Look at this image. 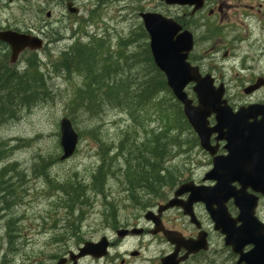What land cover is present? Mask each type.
<instances>
[{
    "label": "rangeland",
    "instance_id": "obj_1",
    "mask_svg": "<svg viewBox=\"0 0 264 264\" xmlns=\"http://www.w3.org/2000/svg\"><path fill=\"white\" fill-rule=\"evenodd\" d=\"M66 2H72L73 7L79 9L80 15L68 13ZM155 6V13L170 18L182 17L187 13L186 10L160 5L154 0H105L101 3L98 0H30L26 3L20 0H0V30L32 33L41 37L45 45L37 54L42 63H47V54L55 60L59 53L65 51L64 48L79 38L83 43H87L93 36L102 38L110 44L111 50H115L119 40L128 39L141 26L138 14L143 12V8L148 10ZM46 13H50V16L47 17ZM263 13L264 7L259 14L253 11L248 18L244 15L229 16L225 20L227 23L224 22L214 35L217 36L215 45L203 42L204 30L197 35L195 55L203 57V54L208 53L201 60L200 68L204 69L203 72L208 67H212L210 72H221L228 89V104L234 110L241 105L264 100V90L251 98L238 95L241 84L251 77L264 76V57L258 60L259 53L264 52V41L260 40L261 25H264ZM182 22L189 30L187 20L183 19ZM248 31L252 33V37L246 41L244 39ZM252 44L259 49L251 46ZM3 45H0V50ZM219 45L220 51L212 53L214 51H211V47L219 49ZM225 50L231 51L233 55L229 53L224 57ZM246 56L253 57L254 61L245 63L242 70L241 60ZM22 60L23 57H19L20 68L24 66ZM48 70L52 99L47 103H39L30 111H22L17 120L0 127V145L9 149L7 158L0 162V171L10 164H16L15 171L4 177L13 193L6 199L8 205L0 203V264H48L46 258L56 254V248L61 247V240L67 238L66 247L75 249L76 245L68 239L74 236L73 233L69 234V227L81 224L79 232L82 240H96L103 235H111L112 229L107 227L108 222L113 226L119 222L141 219L145 214V209L135 206L127 197L122 177L126 166L123 157L122 160H111L108 165L111 176L106 181L103 194L95 193L88 185L91 175L101 165V151L108 149V155H114L112 147L119 144L125 130L130 128V137L144 136L145 129H153L158 121L150 124L145 122L142 127L136 119L137 128L134 130L128 115L122 111L106 109L100 118L94 119L81 114L75 119L74 125L76 132L81 133L76 152L70 159L59 161V122L66 117L65 104L82 81L74 75H64L63 78L55 76L51 68ZM137 72L132 71L131 74ZM185 91L194 98L191 86ZM41 161L48 180L36 171L40 169ZM168 164L182 168V182L192 180L197 183L201 182L203 174L210 169V158L197 148L187 154L177 155ZM17 173L23 175L19 176ZM68 180L81 181L86 185L89 207L64 209L61 205L64 196L61 191H55L52 185L63 184ZM172 191L167 190L169 196ZM147 198L144 197V200ZM198 211L206 214L202 206H198ZM258 214L264 217V202L260 204ZM79 216L81 220H78ZM171 217L182 219L176 211H171L168 216L166 214L167 219ZM205 226L210 229L212 227L208 217L205 218ZM211 232V246L207 253L209 264H235L236 258L224 246L222 237L212 230ZM55 238L58 241L62 238L57 245L52 244ZM157 248L159 247H155ZM149 254L150 252L147 253Z\"/></svg>",
    "mask_w": 264,
    "mask_h": 264
},
{
    "label": "trees",
    "instance_id": "obj_2",
    "mask_svg": "<svg viewBox=\"0 0 264 264\" xmlns=\"http://www.w3.org/2000/svg\"><path fill=\"white\" fill-rule=\"evenodd\" d=\"M21 1L30 2V0ZM178 21L182 23L180 19ZM146 39L145 31L142 26H139L127 40H119L115 50H111L110 45L104 39L103 41L96 37H90L87 43L75 40L71 44V48L62 51V54L59 53L55 61L47 54L52 63L49 61L41 63L37 53L28 52L23 55V71H19V68H16L17 65L13 66L6 62L8 61V51L3 45V53H0V127L10 121L17 120L22 111H30L40 105L39 103H47L49 99H52L49 87L51 78L48 72L50 67L55 76L60 75L63 78L74 75L82 81L81 86L76 87L65 104L66 117L70 119L73 126L77 116L84 114L91 119L100 118L106 109L126 113L134 130L137 128L135 126L136 119L142 127L145 122L150 124L158 121L153 129H145L144 136L130 137V128L125 130L115 148L114 155H108V149L100 152L101 165L91 175V182L88 185L90 190L103 194L106 181L111 176L108 165L111 160L116 161L115 158L120 156V159L122 160L123 157L126 162L125 169L123 167V182L134 205L144 209L152 201L164 200L168 194L167 190H172L181 183L180 178L183 174L182 168L168 163L177 155L194 151L199 147V144L182 114L180 104L175 101L168 90L164 76L154 66L148 44L145 42ZM104 42L105 44H103ZM91 43L92 45H90ZM107 50L108 52H106ZM4 60L7 65H4ZM60 60L61 62H59ZM63 64L64 66H62ZM3 65L4 67L1 68ZM136 70L137 73L131 74ZM35 74L37 77L33 78L36 79L29 77ZM1 75L4 76V79ZM26 76L28 77L26 78ZM38 77L39 79H37ZM40 79L42 80L39 81ZM39 82L41 83L39 84ZM80 135L81 133H79ZM8 152L9 149L5 145H0V160L2 159L0 162L7 158ZM42 163L43 161L39 164L40 169L36 171L47 179L48 176L42 169ZM15 165L11 164L3 170L1 169L0 172V203L5 205H8L6 199L12 195L13 191H11V185L10 187L6 185L8 184L7 180L5 181L3 177L15 171ZM17 174L23 175L22 173ZM52 188L55 191H61L64 196L62 204L68 210H73L76 205L90 206L86 185L81 181L68 180L63 184H54ZM145 195L148 197L146 200L142 199ZM78 220H81V216L78 217Z\"/></svg>",
    "mask_w": 264,
    "mask_h": 264
},
{
    "label": "water",
    "instance_id": "obj_3",
    "mask_svg": "<svg viewBox=\"0 0 264 264\" xmlns=\"http://www.w3.org/2000/svg\"><path fill=\"white\" fill-rule=\"evenodd\" d=\"M162 1L166 5L194 6L197 10L203 0ZM66 8L70 13H78L71 3ZM139 15L148 35L154 65L164 75L167 87L181 104L183 115L197 136L200 148L212 156V169L204 175L203 181H213L214 185L195 186L192 182L181 184L174 191L173 197L165 205L159 206L157 213L180 207L184 215L189 216L194 223L193 205L202 203L214 230L224 236L225 246L230 247L232 253L238 256L237 264H264V225L255 216L258 203L256 194L264 196V105L251 104L233 111L223 99V85L215 87L210 75L201 76L198 68L187 61L193 48L191 33L182 30L173 19L160 14ZM0 41L9 46L11 63L16 62L25 49L38 51L43 46L39 37L14 31H0ZM189 84H194L192 92L196 104L184 91ZM257 87L252 86L244 92L249 94ZM211 117L215 121L213 126H209ZM59 130L62 149L59 159L63 161L74 154L78 135L67 118L60 121ZM213 135L217 143L225 142L223 149L227 155L215 156L218 144H211ZM185 194H188L187 200L182 201L180 196ZM230 200L238 210L235 218L231 217L226 207ZM144 218L160 227V220L152 212H147ZM159 231L156 229L154 233ZM118 232L120 236V233H126ZM162 233L171 243L179 242L171 232L162 230ZM199 237L194 242H186L184 248L187 253L184 256L175 260L176 254H172L163 258L161 264H179L189 254L206 250L204 235ZM105 246L104 238L97 244L86 243L79 255L101 257L105 253ZM249 246L251 249L244 252Z\"/></svg>",
    "mask_w": 264,
    "mask_h": 264
},
{
    "label": "flooded vegetation",
    "instance_id": "obj_4",
    "mask_svg": "<svg viewBox=\"0 0 264 264\" xmlns=\"http://www.w3.org/2000/svg\"><path fill=\"white\" fill-rule=\"evenodd\" d=\"M154 2L162 5L164 4L162 0H154ZM68 2H66L67 4ZM72 3V2H70ZM73 4V3H72ZM264 7V0H203L202 5L199 9L195 10L194 6H174L173 8L186 10L187 13L183 15V19L187 20V28L192 34L193 37V49L190 52L188 59L192 65L198 64L200 72L202 75H210L213 79V84L218 86L220 84L224 85V98L227 100L228 97V89L226 87L225 78L222 76L221 72L218 74L215 72H210L212 67H208L207 71L203 72L200 68L201 60L205 59L208 56L207 54H203V57L199 55H195L197 52V35L204 30L202 33V40L204 43L210 42L213 45L216 44L217 36H214L217 32H219L221 26H223L225 20L229 19V16H239L244 15L245 18L251 16L250 14L256 12L259 14L261 9ZM157 6L152 7V9L146 10L143 8V12L155 13ZM240 11V13H236ZM176 19H179L175 17ZM262 18L264 19V13L262 14ZM227 23V22H225ZM181 25V24H180ZM183 28L185 24L182 22L181 25ZM234 28V26L229 25ZM262 26L261 31V41H264V25ZM249 27V26H247ZM249 32V31H248ZM95 37V36H93ZM252 37V33L249 32L244 40H248ZM221 45V43H220ZM216 48L211 47L212 53H218L220 51ZM251 46L259 49L255 44ZM231 51L225 50L224 57L228 56ZM230 55H233V53ZM264 57V52L259 53L258 60ZM253 62L254 58L250 56L243 57L241 60V69H244L245 63ZM215 68H217L215 66ZM218 69V68H217ZM219 70V69H218ZM258 86L252 93L246 95L244 92L248 88L252 86ZM264 90V76L258 75L255 77H251L248 81L241 84L238 88V95L245 96L246 98H251L253 96L258 95L261 91ZM227 97V98H226ZM251 103L256 104H264V100H256ZM210 122L213 123V120L210 119ZM213 145H217L215 141V137H212ZM224 142H218V149L216 151V155H226L227 151L223 149ZM201 182H197L196 185H202ZM206 185H210L211 182L205 183ZM238 188V186L236 185ZM258 196V208L262 202H264V197ZM187 195L181 197V200L184 201L187 199ZM168 200V199H167ZM165 202L156 203L151 207L147 208V211H152L156 213L158 205L164 204ZM198 205H194V213L196 216V222L192 223L188 216L184 215L183 210L181 208H174L173 210L164 212L161 216L160 227H156L152 222L144 220V215L142 218H137L134 221H125L119 222L117 224V228H113L110 224L107 223V227L112 229L111 235H103L99 239L96 240H82L80 232H78L75 236H71L68 239L75 244V249L70 250L67 245V241L61 240V247L56 248V254L53 256H49L46 258L48 264H161V259L168 255L177 253L175 260L184 256L186 254V242H194L195 240L201 238L199 236L204 235V240L208 244V248L211 246V230L212 227L205 226V218L206 214H200L198 211ZM228 212L235 217L238 214V210L234 207L232 201H228L227 204ZM171 211H176L180 214L179 219L177 217L166 218V214ZM259 220L264 223V217L258 214V210L256 213ZM209 218V217H208ZM167 230L172 232V236L178 240V243H171L167 238L164 237L161 231L154 233V230ZM126 231L124 237L120 236L118 231ZM139 230L138 235H135V231ZM134 234V235H131ZM79 235V237H78ZM220 235V234H219ZM221 236V235H220ZM105 238V255L103 257H95L94 255H85L79 256V251L82 246L86 242H92L93 244L98 243L101 239ZM55 238L52 242L53 245H57L60 243V240H56ZM58 241V242H57ZM155 247H159L155 249ZM58 249V252H57ZM250 247H246L245 250H249ZM209 251V249H208ZM208 251H197L196 253H192L188 256V258L181 262L180 264H209V259H207ZM150 252L149 255L147 253ZM236 262V261H235Z\"/></svg>",
    "mask_w": 264,
    "mask_h": 264
},
{
    "label": "bare ground",
    "instance_id": "obj_5",
    "mask_svg": "<svg viewBox=\"0 0 264 264\" xmlns=\"http://www.w3.org/2000/svg\"><path fill=\"white\" fill-rule=\"evenodd\" d=\"M101 1H105V0H98L99 3H101ZM105 3H106V2H105ZM65 4H66V3H65ZM95 4H96V3H95ZM121 4H122V3H121ZM99 7H100V6H99ZM95 8H96V7H95ZM95 10H96V9H95ZM78 12H79V9H78ZM79 13H80V12H79ZM79 15H80V14H79ZM94 15H95V14H94ZM88 17H89V16H88ZM98 17H100V16H98ZM182 17H183V16H182ZM182 17H177V18H179L180 20H183ZM87 19H88V18H87ZM85 20H86V19H85ZM17 33H20V34H21V32H17ZM91 36H92V35H91ZM72 38H73V37H72ZM94 38H95V37H94ZM79 39H80V38H79ZM79 39H78V40H79ZM124 39H125V38H124ZM261 39H262V38H261ZM98 40H99V38H98ZM102 40H103V39H102ZM126 40H127V39H126ZM73 41H75V40H73ZM103 41H104V40H103ZM85 42H86V41H85ZM85 42H84V43H85ZM94 42H95V41H94ZM101 42H102V41H101ZM105 42H106V41H105ZM105 42H104L103 44H105ZM125 42H126V41H125ZM130 42H131V41H130ZM130 42H128V43H130ZM73 43H74V42H73ZM106 43H107V42H106ZM3 44H4V42H3V41H0V45H3ZM94 44H95V43H94ZM96 44H97V43H96ZM79 45H80V44H79ZM82 45H83V44H82ZM90 45H92V43H91ZM99 45H100V43H99ZM108 45H110V44L108 43ZM119 45H120V44H119ZM122 45H124V44H122ZM70 46H71V45L67 46V48H66V49L64 48L63 50H65V51L69 50V47H70ZM104 46H105V45H104ZM106 46H107V45H106ZM124 46H125V45H124ZM98 47H99V46H98ZM101 47H102V46H101ZM70 48H71V47H70ZM105 48H106V47H105ZM109 48H110V47H109ZM41 49H43V48H41ZM41 49H40V50H41ZM89 49H90V48H89ZM40 50H39V51H40ZM94 50H95V49H94ZM109 50H110V49H109ZM127 50H129V49H127ZM120 51H121V49H120ZM106 52H108V50H107ZM115 52H116V51H115ZM124 52H125V51H124ZM62 53H63V52H62ZM62 53H60V54H62ZM49 55H50V54H49ZM52 55H53V54H52ZM56 55H58V54H56ZM54 57H55V56H54ZM54 57H53V59H55ZM35 58H36V57H35ZM47 58H48V57H47ZM64 59H65V58H64ZM48 60H49V59H48ZM50 60H51V59H50ZM50 60H49V62H51ZM5 61H6V60H4V62H3L4 65L6 64ZM35 61H36V60H35ZM54 61H55V60H54ZM6 62H8V61H6ZM37 62H38V61H37ZM59 62H61V60H60ZM59 62H58V65L60 64ZM51 63H52V62H51ZM62 63H63V62H62ZM0 64H1V63H0ZM14 64H16V62H14L13 65H14ZM64 64H65V63H64ZM64 64H63L62 66H64ZM4 65H3L1 68H3ZM6 65H7V64H6ZM37 65H38V64H37ZM48 65H50V64H48ZM51 65H52V64H51ZM55 65H57V64L55 63ZM60 66H61V65H60ZM5 67H6V66H5ZM42 67H43V66H42ZM57 67H58V66H57ZM6 68H7V67H6ZM44 68H45V66H44ZM46 68H47V67H46ZM50 68H51V67H50ZM58 68H59V67H58ZM64 68H65V67H64ZM66 68H68V67H66ZM70 68H71V67H70ZM72 68H73V67H72ZM2 70H3V69H2ZM4 70H5V69H4ZM39 70H40V69H39ZM58 71H59V70H58ZM71 71H72V70H71ZM71 71H70V72H71ZM79 71H80V70H79ZM18 72H19V71H18ZM32 72H33V71H32ZM46 72H47V71H46ZM48 72H49V71H48ZM4 73H5V72H4ZM35 73H36V71H35ZM38 73H39V72H38ZM31 74H32V73H31ZM36 74H37V73H36ZM36 74H35V75H32V76H29V77H31L32 79H36V78H33L34 76H36ZM49 74H50V73H49ZM77 74H78V73H77ZM46 75H47V74H46ZM1 76H3V75H1ZM24 76H25V75H24ZM38 76H39V74H38ZM43 76H44V75H43ZM19 77H20V76H19ZM27 77H28V76H26V78H27ZM36 77H37V76H36ZM45 78H46V77H45ZM3 79H4V76H3ZM3 79H1V80L3 81ZM28 79H30V78H28ZM32 79H31V80H32ZM37 79H39V77H38ZM18 80H19V79H18ZM41 80H42V79H40L39 81H41ZM44 80H45V79H44ZM19 81H20V80H19ZM19 81H18V82H19ZM24 81H25V80H24ZM32 81H33V80H32ZM20 82H21V81H20ZM21 83H22V82H21ZM40 83H41V82H39V84H40ZM44 83H46V82H44ZM80 83H81V82H80ZM30 84H31V83H30ZM30 84H29V86H30ZM84 84H85V83H84ZM21 85H24V84H21ZM25 85L28 86L27 84H25ZM38 86H39V85H38ZM44 86H45V85H44ZM188 86H191V84L187 85V86L184 88V91H185V89H186ZM79 87H80V86H79ZM82 87H83V86H82ZM167 88H168V87H167ZM22 89H23V88H22ZM191 89H192V86H191ZM168 90L170 91L169 88H168ZM31 91H32V90H31ZM43 91H44V90H43ZM78 91H79V90H78ZM45 92H46V90H45ZM185 92H186V91H185ZM31 93H32V92H31ZM46 93H47V92H46ZM78 94H79V93H78ZM29 95H30V94H29ZM43 95H44V94H43ZM45 95H46V94H45ZM41 96H42V94H41ZM0 98H1V97H0ZM43 98H45V97H43ZM76 98H77V97H76ZM77 101H78V100H77ZM102 107H103V106H102ZM102 107H101V108H102ZM101 108H100V109H101ZM86 110H87V109H86ZM77 111H78V110H77ZM101 111H102V110H101ZM78 112H79V111H78ZM12 118H13V117H12ZM9 120H10V119H9ZM116 147H117V146H116ZM116 147H115V148H116ZM61 155H62V149H61ZM4 159H5V158H4ZM1 160H2V159H1ZM1 160H0V161H1ZM10 165H11V164H10ZM36 167H37V166H36ZM2 170H3V168H2ZM4 170H6V169H4ZM0 172H1V171H0ZM3 173H4V171L2 172V174H3ZM3 176H4V175H3ZM4 177H5V176H4ZM4 177H3V178H4ZM5 181H6V179H5ZM6 183H7V182H6ZM2 184H3V183H2ZM11 184H12V183H11ZM6 185H8V184H6ZM2 186H3V185H2ZM6 187H8V186H6ZM6 187H4V188H6ZM9 187H10V184H9ZM0 188H1V187H0ZM2 189H3V188H2ZM5 190H6V189H5ZM7 190H8V189H7ZM1 192H2V191H1ZM8 192H9V191H8ZM2 193H3V192H2ZM5 193H6V191H5ZM0 195H1V194H0ZM7 195H8V194H7ZM182 196H184V195H182ZM1 197L3 198V195H2ZM6 197H7V196H6ZM4 198H5V197H4ZM113 210H114V209H113ZM113 212H114V211H113ZM115 213H117V211H115ZM163 213H164V212H162V213H160V214L157 213V215H155V218L160 219V216H161ZM112 215H113V213H112ZM115 215H116V214H115ZM112 217H113V216H112ZM114 217H115V216H114ZM116 217H117V215H116ZM116 217H115V218H116ZM74 218H75V217H74ZM72 226H73V225H72ZM120 234H122V236L124 237L126 233H120ZM123 234H124V235H123ZM126 235H127V234H126ZM187 258H188V257H187Z\"/></svg>",
    "mask_w": 264,
    "mask_h": 264
}]
</instances>
